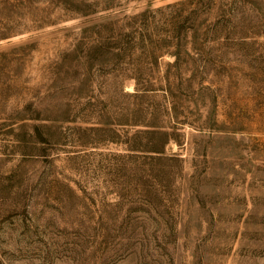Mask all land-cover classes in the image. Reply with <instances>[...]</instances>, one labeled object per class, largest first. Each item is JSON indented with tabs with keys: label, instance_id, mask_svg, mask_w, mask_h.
Masks as SVG:
<instances>
[{
	"label": "rangeland",
	"instance_id": "obj_1",
	"mask_svg": "<svg viewBox=\"0 0 264 264\" xmlns=\"http://www.w3.org/2000/svg\"><path fill=\"white\" fill-rule=\"evenodd\" d=\"M0 264H264V0H0Z\"/></svg>",
	"mask_w": 264,
	"mask_h": 264
}]
</instances>
